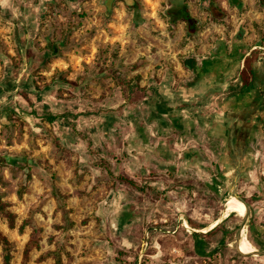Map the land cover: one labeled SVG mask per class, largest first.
<instances>
[{
    "label": "rangeland",
    "instance_id": "374dc122",
    "mask_svg": "<svg viewBox=\"0 0 264 264\" xmlns=\"http://www.w3.org/2000/svg\"><path fill=\"white\" fill-rule=\"evenodd\" d=\"M239 1L47 0L26 18L29 0H0V206L16 216L11 229L0 212V230L13 244L10 264H23L34 232L39 248L27 264H264V254L244 255L256 253L244 229L237 243L244 218L229 212L245 203L230 192L233 179L214 186L208 163L217 159L200 134L190 138L184 112L161 111L169 110L175 79L177 88L193 78L181 60L220 64L225 47L256 57L264 86V2ZM185 4L192 31L175 16ZM228 71L216 84L229 85L213 86L222 93L241 86ZM178 95L177 109L184 104ZM256 116L254 132L264 137V110ZM200 181L219 199L206 202L200 186L194 191ZM257 181L247 186L244 226L264 252V178ZM54 191L66 195V216L55 213ZM226 213L237 218L236 230L219 233L210 258L197 257L189 217L207 223L190 225L204 231Z\"/></svg>",
    "mask_w": 264,
    "mask_h": 264
},
{
    "label": "crops",
    "instance_id": "0c3cea01",
    "mask_svg": "<svg viewBox=\"0 0 264 264\" xmlns=\"http://www.w3.org/2000/svg\"><path fill=\"white\" fill-rule=\"evenodd\" d=\"M29 1V10L26 12V18L32 14L34 15L36 12L40 14L43 7L47 5V0ZM56 2H59V0H56ZM50 5L54 6L53 1H50ZM30 12L31 14L27 15V13ZM199 59H203L206 62L208 60L207 58L205 59V57ZM214 59L215 57H212L208 60L209 66L212 65L208 73L202 74L201 76L194 74L193 78L191 75H189V78L191 79H189L187 83L184 82L185 85H179L176 88L177 79H175L173 84V93H171L172 96L170 95L167 101L169 103V110L166 111L161 109V111L163 112V115L172 114L176 111L184 112L186 122L188 121L187 124L191 125L189 128L190 138H194L193 134H200L199 137L201 143L204 145L207 154L213 157L215 156V159H217L215 161L217 165L215 166L212 163L214 158L211 160V164L208 163L211 168L209 170L208 176L210 175L209 177L214 179V174H219L221 176L220 179L223 182H229L232 178L234 184L231 185L230 192L238 188L242 193H244L245 197L249 199L248 194H246L248 193L247 186H256L251 183V181L255 182L256 176L258 177L257 182H259L261 176L264 178V145H261L260 149L254 145V138L259 137L258 143L262 142L264 139V137H261L262 135L259 132H254V117H257V112L260 113V111L264 110V97L256 99L254 95L252 101H248V99H246L243 102L242 107H239V104L241 103L237 104L235 102H227L225 105L220 106L219 102L223 99H221V97L224 96V94L222 93L223 91L220 89L216 90L215 87L225 85L228 86L229 83L222 84L218 82L216 84V81L222 80L219 78L221 76L223 77L226 71H233V69H231L233 66L235 68H240L241 63H243L244 66V61L233 66L231 65V67L224 73H220V64L212 63ZM232 71L230 74L231 78L233 79ZM214 85L216 86L213 87ZM206 86L209 87V91L210 88H215L214 91H211L213 94L207 90ZM230 87L232 86L230 85L228 88ZM260 88H264V86H260ZM178 91L182 93H179L180 95H178ZM205 94L209 95L211 98H206ZM176 95H178V97H182V101L184 102L182 107L179 109L174 107V103L177 101ZM212 96H214V98ZM244 103L246 105H244ZM206 110H209V113L213 112V114H208ZM236 142L239 144H242L243 142V144L240 146H238L239 144L234 146V143ZM213 147L218 150H213ZM252 148H256L257 150L255 151L257 152L250 153L253 150ZM250 178L251 181L245 180H249ZM216 185L218 186L223 184L215 183L214 186ZM245 203L247 204L248 202L245 201ZM231 216L232 215H230L225 220H228ZM225 220L223 222H225Z\"/></svg>",
    "mask_w": 264,
    "mask_h": 264
},
{
    "label": "trees",
    "instance_id": "16d2710c",
    "mask_svg": "<svg viewBox=\"0 0 264 264\" xmlns=\"http://www.w3.org/2000/svg\"><path fill=\"white\" fill-rule=\"evenodd\" d=\"M132 0H127V2H131ZM229 4L231 6L239 7L240 6V1L239 0H228ZM261 2H264V0H260ZM179 3V2H178ZM177 3V4H178ZM188 6L187 4L182 5L181 11L178 12L175 16L177 19H182L187 22L189 28L193 29L195 27V21L190 18L189 12H188ZM224 51V58L222 59L223 62L220 63V73H224L226 70H228L231 65H236L239 64L240 62L244 61V68L240 70V68H235L232 71L233 79H238L239 82L241 83V86L235 85V87H230L229 90L224 94L223 97L227 102H235V103H243L246 99L248 101H252L253 96L256 99L263 98L264 97V88H260V83L261 80L259 79V74H258V67H257V62H256V57H250L246 55V51L242 50V46L236 45L235 46V51L230 52L228 49L223 50ZM217 57V55H216ZM197 58L198 56H189L185 60H181L183 68L185 70L191 71L194 74H198L201 76L202 74L208 73L210 68L212 67L209 66L208 61L207 63H203L204 66L199 67L197 65ZM218 58V57H217ZM221 58H218L220 60ZM206 62V61H205ZM215 62V61H212ZM233 63V64H232ZM208 64L207 66H205ZM215 64V63H214ZM214 166L217 165L216 163H213ZM214 178L219 182L220 184H223L221 181V176L219 174H214ZM129 185L133 187H138L137 183L133 181L132 179L125 178L124 179ZM194 184V183H193ZM195 186H200L201 190L206 196V202H210V198H214L215 200H218V194L217 191L214 190L213 188L205 185L203 182H195V185L192 186L194 189ZM196 191V189H194ZM242 195V194H241ZM54 198L57 201V207L55 210V213L58 214L59 212H62L65 216L67 215V209L62 208V205L60 206V201L62 198H65L66 195L60 193L59 191H54L53 193ZM243 199L247 202L249 200L245 197V195H242ZM0 212H5V217L8 219L9 224L11 229H14L16 226V216L9 212L6 211L5 207L0 206ZM217 219V218H216ZM237 218L234 216H231L228 220L223 222L220 226H218L216 229L212 230L209 233H194L189 235L190 239L192 240V249L194 254L197 257L200 258H210V254L208 252V247L211 245V242H214L217 239V236L219 233H224V235H228L233 233L236 230V225H232L233 222ZM216 221V220H214ZM189 224L195 228V229H203L208 226L207 223L200 222L193 217H189L188 219ZM234 226V227H233ZM22 227L21 229H23ZM252 232V231H251ZM35 235L37 232H34ZM35 235L31 236L30 240L27 242L25 249H24V256H23V264H27L31 252L39 248V237H36ZM254 245L258 247L259 249L262 248V243L256 240H252ZM230 243V240L227 241V244ZM0 244L3 249V255H4V262L5 264H10L12 260V249H13V244L9 240L8 236L0 230ZM59 260V257H58Z\"/></svg>",
    "mask_w": 264,
    "mask_h": 264
},
{
    "label": "bare ground",
    "instance_id": "6f19581e",
    "mask_svg": "<svg viewBox=\"0 0 264 264\" xmlns=\"http://www.w3.org/2000/svg\"><path fill=\"white\" fill-rule=\"evenodd\" d=\"M229 213L230 214H235V215H238L240 217H245L246 218V217H248V207H247L246 204H236V205H234V206H232L230 208V212ZM229 213H226L223 217L229 216ZM219 223H220V220L214 222L211 226H209V228L207 230H204V231H201V232L209 233ZM188 229L189 230H192V231H195V229H193L190 225H188ZM244 239H245L246 247L249 250L254 251V252H257L258 251V248L254 244H252V242L249 240L248 235H247V229H246V227L244 228Z\"/></svg>",
    "mask_w": 264,
    "mask_h": 264
},
{
    "label": "water",
    "instance_id": "95a60500",
    "mask_svg": "<svg viewBox=\"0 0 264 264\" xmlns=\"http://www.w3.org/2000/svg\"><path fill=\"white\" fill-rule=\"evenodd\" d=\"M232 194L236 197V198H238L240 201H242L243 203H245V201L244 200H242L240 197H239V195L233 190L232 191ZM246 204V203H245ZM247 205V204H246ZM248 207V206H247ZM248 214H249V208H248ZM229 216H226V217H223V219L221 220V222L222 221H224L226 218H228ZM244 218V224H245V221H246V218L245 217H243ZM220 222V223H221ZM219 223V224H220ZM244 224L240 227V230H239V233H238V235H237V243H238V241L240 240V238H241V235H242V231H243V229H244ZM195 232H198V233H204V232H201V231H198V230H195ZM240 252V251H239ZM241 253V252H240ZM243 254V253H242ZM262 254H264V252H260L259 250L256 252V253H252V254H244V255H251V256H260V255H262Z\"/></svg>",
    "mask_w": 264,
    "mask_h": 264
}]
</instances>
